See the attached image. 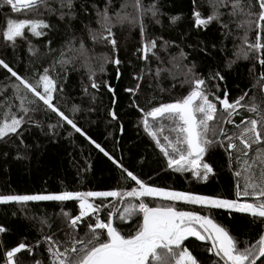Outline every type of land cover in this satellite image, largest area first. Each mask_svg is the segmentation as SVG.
I'll list each match as a JSON object with an SVG mask.
<instances>
[{"label": "snow or ice", "instance_id": "6c2138e0", "mask_svg": "<svg viewBox=\"0 0 264 264\" xmlns=\"http://www.w3.org/2000/svg\"><path fill=\"white\" fill-rule=\"evenodd\" d=\"M0 6L26 17L8 18L0 29L4 42L0 49V71L4 73L0 79V161L7 166L10 152L5 148L15 149L14 160L28 159L31 151L40 147L26 142L33 129L55 137L67 125L103 153L120 173L118 186L110 190L0 194V205L15 204L21 212L29 202H56L60 206L50 216L32 217L40 225L36 230L39 239L34 243L25 239L6 247L0 242L2 264H45V260L47 264H264V0H200L199 4L192 0L189 19L195 30L215 23L224 39L240 40L233 44L224 68L231 69L240 60L253 61L249 74L254 83L235 99H230L226 86L223 98L219 94L220 82L225 81L220 70L201 74L181 44L148 32L146 21L163 28L161 17H167L169 27L184 19L183 13L163 11L167 0H149L147 4L144 0H0ZM204 7L207 14L202 11ZM125 28L139 29L140 47L133 55L143 61V66L133 71L134 86L124 91L131 97L129 107L137 110L145 132L162 154L166 170L207 181L215 171L206 157L217 148L223 149L229 168L235 169V198L178 191L159 186L151 177L141 178L142 174L125 167L122 156L117 158L106 151L78 126L75 114L82 110L80 105L73 104L70 114L62 110L67 103L68 72L83 68L91 89L98 91L102 83L112 94L113 107L107 115L110 122H119L114 107L116 89L106 80L98 83L95 77L105 73L108 65L115 67L117 79L122 76L119 52L124 45L118 43L117 30ZM240 31L242 35L235 34ZM29 34L32 38L45 37V42L33 43ZM186 35L181 34V43ZM218 43L219 50L225 52L224 40ZM22 44L27 46L23 74L18 68ZM173 47L177 51L171 52ZM186 47L206 52L207 45L198 41L197 47ZM256 63L261 68L259 75ZM165 80L173 82L171 88L161 86ZM177 84L187 88V94L172 102L158 99V94L171 93ZM145 89L148 107L139 103ZM82 91L93 103L96 101L88 87ZM242 112L250 115L237 123L234 117ZM53 114L56 121L48 122ZM165 129L169 134H164ZM119 130L123 133V124ZM84 171L79 169L78 176ZM129 182L134 183L119 186ZM70 201L78 202L75 215L65 210V202ZM216 210L248 214L253 223H260L259 238L241 241L218 222ZM56 221L59 225L53 231ZM128 221L133 223L122 227ZM8 231L0 224V235ZM189 238L203 242V252L210 254L207 260L194 254V245L186 246ZM41 246L46 258L39 252Z\"/></svg>", "mask_w": 264, "mask_h": 264}, {"label": "trees", "instance_id": "16d2710c", "mask_svg": "<svg viewBox=\"0 0 264 264\" xmlns=\"http://www.w3.org/2000/svg\"><path fill=\"white\" fill-rule=\"evenodd\" d=\"M145 4L149 0H144ZM200 3V0H197ZM118 6V4H117ZM192 9V0H167V7L163 8L164 12L171 15L183 13L184 19L177 22L176 25L169 27L167 17H161L164 27L154 23H148V32L160 36L166 40H174L177 44H181L184 50L190 54V61L197 64V70L207 76L210 69L220 70L224 75L225 81L220 82L223 98V89L226 86L229 92L230 99H235L242 94L245 89H250L254 81L250 78L249 68L253 67V61H238L231 69L224 68L225 58H231L233 44H239L240 40H233L232 37L224 39L221 35L218 26L213 23L207 29L199 31L193 28V23L190 22ZM202 11L207 14L208 8L204 7ZM26 18L20 13H12L7 6H0V29L6 26V20ZM181 34H187L183 43H181ZM242 35L240 31L235 33ZM33 43L43 44L45 37L32 38ZM254 37V32L250 34V39ZM118 43L124 45L120 48L119 56L123 61L120 66L122 76L117 79L115 75V67L108 65L106 72L98 74L95 79L98 83L108 81L116 89V104L115 111L119 115V122L111 121L107 115V111L111 104L112 94L107 91V88L101 83L98 91L90 88L87 78V72L83 68L78 70H69L68 78L65 82V95L67 103L62 110L70 114L73 104L80 105L81 111L75 114L78 126L83 128L88 136L99 143L106 151H109L117 158L123 157V163L129 170H133L137 174H142L143 179L149 177L159 186H171L178 191H194L200 194L222 195L227 198H235L236 181L233 176V171L228 166L227 157L223 149L217 148L212 151L206 158L214 165V175H210L207 181H197L192 178L189 173L180 174L174 173L171 170H166V162L156 148L152 138L145 132L142 123H140V115L136 109L129 107L131 97L124 91L127 87L134 86V81L131 76L134 70H138L143 66V61H139L133 53L136 51L139 44V29L129 31L125 28L122 32L117 30ZM224 40L225 52H221L218 41ZM198 41H204L207 45L206 52H200L197 44ZM216 44V48L212 44ZM191 44L197 47L196 51L186 47ZM53 44V47H56ZM26 44L20 47L21 63L18 68L23 74L24 61L27 56ZM4 48V42L0 38V49ZM11 54V48L8 50ZM101 51V49H98ZM171 52L177 51L175 47L170 49ZM131 60V64H129ZM260 65L255 64V72L260 73ZM4 73L0 71V79H3ZM172 81L165 80L161 86L165 89L171 88ZM88 87L89 93H94L97 96L93 103L90 96H85L83 88ZM209 87L212 88L211 82ZM215 91L214 88H212ZM141 92L139 103L141 106L148 107L145 98V92ZM187 94V88L181 89L179 84L171 93L165 92L158 94V99L162 102H172L173 99ZM252 91H249V96H252ZM257 102L261 99L260 93H256ZM247 99V98H246ZM64 105V101H61ZM93 108L94 111L88 112V108ZM219 107V106H218ZM250 115L248 112H242L240 116L234 117L237 123L245 116ZM2 118V117H0ZM57 117L53 114L48 122H55ZM123 124V133L119 130V125ZM226 127L231 128V125ZM59 135L55 137H46L39 130L33 129L32 135L26 139V142L32 145H40L38 149H33L26 160H14L16 155L14 148H5L10 152L5 162L0 161V194L9 193H35L43 191H60V190H77V191H100L110 190L117 187L119 179V170L112 164L107 157L103 155L94 145L89 143L79 133L71 130L70 126L65 125L63 129L58 130ZM69 132L72 135L69 136ZM164 134H169L167 129ZM15 139V138H13ZM85 171L78 176V170ZM162 169H164L162 171ZM134 182H129L123 187H130ZM110 199V198H109ZM99 202V201H97ZM66 209L70 210L73 215L78 212V202H65ZM59 205L56 202H29L27 209L23 212L15 204L0 205V224L8 228V233L0 235V242L6 247L15 246L21 240L34 243L39 239L37 229L40 227L38 220L32 217L50 216V214L59 211ZM198 208V206H196ZM186 210H192L191 206H185ZM16 212L13 216L12 213ZM104 214L102 213V216ZM216 218L218 222L227 226L231 233L238 237L241 241L249 240L255 242L259 238L261 231L260 223H253V219L248 214L232 212L229 215L228 210H216ZM133 221H128L122 227L127 228ZM59 225V221L53 225V231ZM82 234V230H81ZM203 242L195 241L194 238H189L186 246H195L194 254L201 259L207 260L210 254L204 253L201 245ZM190 250L192 248L190 247ZM42 256L46 258L43 246L39 249ZM27 253L24 254V257ZM2 257V251H0ZM23 258V257H22ZM2 264V260H0ZM45 264H47L45 260Z\"/></svg>", "mask_w": 264, "mask_h": 264}, {"label": "rangeland", "instance_id": "374dc122", "mask_svg": "<svg viewBox=\"0 0 264 264\" xmlns=\"http://www.w3.org/2000/svg\"><path fill=\"white\" fill-rule=\"evenodd\" d=\"M21 15H24L23 13H20Z\"/></svg>", "mask_w": 264, "mask_h": 264}, {"label": "water", "instance_id": "95a60500", "mask_svg": "<svg viewBox=\"0 0 264 264\" xmlns=\"http://www.w3.org/2000/svg\"><path fill=\"white\" fill-rule=\"evenodd\" d=\"M195 239V238H194Z\"/></svg>", "mask_w": 264, "mask_h": 264}]
</instances>
